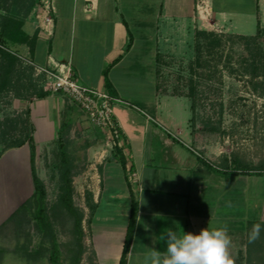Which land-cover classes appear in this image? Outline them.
<instances>
[{"label":"rangeland","instance_id":"1","mask_svg":"<svg viewBox=\"0 0 264 264\" xmlns=\"http://www.w3.org/2000/svg\"><path fill=\"white\" fill-rule=\"evenodd\" d=\"M32 1L36 3L34 7L44 6L41 0ZM215 1L221 6L218 12L213 5L210 7L203 0H196L193 16L187 20L163 21L156 35L158 93L172 108H177L175 132L180 140L189 142L195 156L218 169L223 168L226 160L231 162L239 158L256 171L264 167V3L263 14L258 10L254 15L246 12L252 0ZM101 5L107 15L114 14L117 9L125 13L134 34L137 33L136 23L147 17L143 7L150 6L154 13L159 11L156 3L134 0H102ZM0 14L1 23L6 17L24 22V17L30 16V0H0ZM198 31L208 32L210 38L198 40ZM6 52L17 58V62L10 73L11 85L0 90V227L18 209L25 207L19 218L0 228V264H50L48 258L30 262L24 256L42 245V235L36 230L33 219L34 184L29 145L6 147L26 139L28 126L34 128L37 173L47 191L48 214L54 224L62 259L66 258L74 245V222L61 202L57 139L73 100L63 92L48 91L46 76L39 74L30 60L20 55L26 56L17 44H9ZM150 91L143 89L144 101L137 103L146 113L152 114ZM46 92L55 96L42 98ZM20 116L27 124L22 122L18 129L3 135L6 122ZM210 126L218 128L219 133L205 132L203 128ZM68 142L76 162L74 203L86 215L87 252L81 264H98L94 249L96 233L89 223V193L103 208L108 207L106 204L111 202V196L118 194V183H111L105 174L110 164L118 163L116 146L81 110L73 113ZM133 175H129L132 189L137 184ZM210 177L209 184L215 188L212 180L217 177L214 174ZM220 177L225 183L221 189L215 188L220 191L217 203H213L214 189L210 188L212 224L219 223L220 227L227 228L231 239L228 251L234 264H250L247 260L248 234L253 226L248 223L258 221L262 231L260 238L254 241V264H264V177L244 176L234 182ZM127 201L120 196L112 211L116 219L110 220L117 230L128 222ZM143 264H150V260H144Z\"/></svg>","mask_w":264,"mask_h":264},{"label":"crops","instance_id":"2","mask_svg":"<svg viewBox=\"0 0 264 264\" xmlns=\"http://www.w3.org/2000/svg\"><path fill=\"white\" fill-rule=\"evenodd\" d=\"M41 1L44 6L36 5L30 10V16L25 14L24 17V31L30 43L17 44L26 56L19 54L34 66L59 73L70 71L79 82L103 90L104 71L123 55L110 70L109 79L117 96L130 104V107L125 104L116 107V116L124 130V153L137 179L133 191L139 202L128 264H143L144 260H150L154 250L164 252L169 231L183 234L185 231L199 232L204 227H220L219 223L212 224L210 192L214 189L213 203H217L220 191L215 188L221 189L225 181L221 182V175L207 168L191 152L189 142L177 137L174 126L178 119L177 108L163 100L157 84L156 35L159 28L164 20H187L193 16L196 0H134L136 3H156L159 7L155 13L150 6L143 7V14L147 17L136 23L135 32L139 35L134 34L125 13L117 9L114 14L107 15L102 0ZM203 2L210 7L213 5L217 12L221 10L215 0ZM251 3L246 12L254 15L258 10L262 12L264 0H252ZM1 21L2 14L0 34ZM131 37L133 44L126 52ZM146 88L151 90L152 114L146 113L137 103L144 101L142 91ZM105 174L111 183L116 181L120 189L118 194L109 198L111 202L106 204L107 208L94 198L98 205L92 224L96 233L94 249L98 264H106L110 244L118 233L119 264L129 219L118 230L110 219H116L112 211L120 196L128 199L130 218L131 196L121 164H110ZM211 174L217 177L212 180L215 188L209 184Z\"/></svg>","mask_w":264,"mask_h":264},{"label":"trees","instance_id":"3","mask_svg":"<svg viewBox=\"0 0 264 264\" xmlns=\"http://www.w3.org/2000/svg\"><path fill=\"white\" fill-rule=\"evenodd\" d=\"M40 1V0H38ZM35 2L32 1L30 3V10H32L35 6ZM1 34H0V90L8 88L11 85V77L10 73L12 68L15 66L17 62V58L12 56L10 53L6 52L8 50L9 44H26L30 43L28 34L24 31V22L18 21L11 17L4 18L1 23ZM198 40L203 38L209 39L210 34L208 32L198 31L197 32ZM133 44V39L131 37V41L126 48V52H128ZM212 44V43H210ZM211 46V45H210ZM212 47V46H211ZM123 55L114 60L109 67L104 71V90L110 93L114 97H118L115 91L113 84L109 79V72L114 65H116L121 59ZM9 68V69H8ZM51 92H46L41 95L42 98L50 96ZM71 107H69V111L65 113L64 120L61 123V126L58 131V139H57V164L60 174V183L62 187V196L61 202L69 212V214L73 218L74 222V245L73 249L69 252L66 258H63L62 251L60 246L57 243L56 233L54 224L48 214L47 209V191L45 185L41 178L37 173L36 159H37V147L35 144L34 138V128L28 126L27 129V137L24 140H17L15 143L8 145L7 149L20 148L24 145L28 144L30 148V165L31 172L33 177L34 184V193L31 200L34 201L35 204V212L33 219L36 223V230L42 235V245L37 250H30V252H26L24 254L25 257L32 261H40L43 258H48L50 264H81L84 256L87 252V244H86V231L84 228V221L86 218L85 212L76 207L74 203V172L76 169V162L72 153L70 151V145L68 142V136L72 129L73 122V113L77 110H80L78 105L72 101ZM195 103L192 104V109L195 110ZM27 124L26 121L22 120V116L16 117L15 119L8 120L6 122V130L3 131V135L7 134V132L12 129H18L22 124ZM205 132L209 133H219L218 128L214 127H206L203 128ZM5 152L2 151V153ZM115 157L117 162L122 165L124 171L126 172L125 178L130 191L131 196V212L129 218V224L126 232V238L123 246L122 255L119 261V264H128L129 254L131 251V247L134 241V236L136 232L138 215H139V202L136 200L134 191L129 181V175L133 173V167H131L128 163V160L124 153V148L116 146ZM200 161L211 171H215L219 173L222 177H225L228 181L234 182L239 177H264V167L261 169H253L243 160L239 158H234L231 162L228 160L225 161L222 169L214 168L211 164L205 161L203 158H200ZM89 198V206L91 209V217L89 220L90 225L92 226L94 217L96 215L98 205L93 201V195L91 193ZM25 205H23L20 209H18L9 220L3 224V226L8 223L14 222L21 213L23 212ZM259 223L256 220H251L248 223V226L252 227L254 224ZM264 225V224H263ZM1 226V227H3ZM0 227V228H1ZM254 242L249 243L248 241V262L250 264H254Z\"/></svg>","mask_w":264,"mask_h":264},{"label":"clouds","instance_id":"4","mask_svg":"<svg viewBox=\"0 0 264 264\" xmlns=\"http://www.w3.org/2000/svg\"><path fill=\"white\" fill-rule=\"evenodd\" d=\"M262 225L256 223L248 234L252 243L260 238ZM231 239L227 228H202L199 232L177 234L169 231L164 252L154 250L150 264H234L229 255Z\"/></svg>","mask_w":264,"mask_h":264},{"label":"built area","instance_id":"5","mask_svg":"<svg viewBox=\"0 0 264 264\" xmlns=\"http://www.w3.org/2000/svg\"><path fill=\"white\" fill-rule=\"evenodd\" d=\"M34 66L33 63L30 62ZM39 74L48 80L47 90L53 93L63 92L71 97L80 110L86 114L93 125L103 132L114 144L124 148V130L116 116V107L125 104L119 97H114L104 89L90 87L76 80L69 72H55L48 68L34 66ZM135 109H138L135 107ZM134 178L136 175H133Z\"/></svg>","mask_w":264,"mask_h":264},{"label":"bare ground","instance_id":"6","mask_svg":"<svg viewBox=\"0 0 264 264\" xmlns=\"http://www.w3.org/2000/svg\"><path fill=\"white\" fill-rule=\"evenodd\" d=\"M200 12L203 13V10L201 9ZM118 237L119 234L115 233V236L113 237L109 250L107 252L108 255H106V264H117L118 252L120 249V241L118 240Z\"/></svg>","mask_w":264,"mask_h":264}]
</instances>
